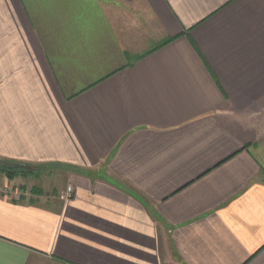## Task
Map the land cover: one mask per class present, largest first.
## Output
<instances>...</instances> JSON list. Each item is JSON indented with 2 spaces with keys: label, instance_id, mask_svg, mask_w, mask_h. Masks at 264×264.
<instances>
[{
  "label": "crops",
  "instance_id": "crops-1",
  "mask_svg": "<svg viewBox=\"0 0 264 264\" xmlns=\"http://www.w3.org/2000/svg\"><path fill=\"white\" fill-rule=\"evenodd\" d=\"M0 159V264H264V0H0Z\"/></svg>",
  "mask_w": 264,
  "mask_h": 264
},
{
  "label": "trees",
  "instance_id": "trees-1",
  "mask_svg": "<svg viewBox=\"0 0 264 264\" xmlns=\"http://www.w3.org/2000/svg\"><path fill=\"white\" fill-rule=\"evenodd\" d=\"M21 168L19 169H16V170H5V169H0L1 172H4L7 174L8 178L11 179V180H14L16 179L17 177H25V176H28V175H31V171H25L26 168H28V166L26 164H22Z\"/></svg>",
  "mask_w": 264,
  "mask_h": 264
},
{
  "label": "water",
  "instance_id": "water-1",
  "mask_svg": "<svg viewBox=\"0 0 264 264\" xmlns=\"http://www.w3.org/2000/svg\"><path fill=\"white\" fill-rule=\"evenodd\" d=\"M22 165L20 163H16V162H9V161H5L0 159V169H5V170H16L21 168Z\"/></svg>",
  "mask_w": 264,
  "mask_h": 264
},
{
  "label": "rangeland",
  "instance_id": "rangeland-1",
  "mask_svg": "<svg viewBox=\"0 0 264 264\" xmlns=\"http://www.w3.org/2000/svg\"><path fill=\"white\" fill-rule=\"evenodd\" d=\"M23 164V163H22ZM27 166H28V168H26L25 169V171H31V172H33V169H35V168H39L40 166H34V165H31V164H26ZM30 175H28V176H25V178H23V179H26V178H28ZM72 192V190H70L68 193H71ZM72 197V196H71ZM70 197V198H71ZM69 198V197H68Z\"/></svg>",
  "mask_w": 264,
  "mask_h": 264
},
{
  "label": "built area",
  "instance_id": "built-area-1",
  "mask_svg": "<svg viewBox=\"0 0 264 264\" xmlns=\"http://www.w3.org/2000/svg\"><path fill=\"white\" fill-rule=\"evenodd\" d=\"M72 196V192L68 194V197L70 198Z\"/></svg>",
  "mask_w": 264,
  "mask_h": 264
}]
</instances>
